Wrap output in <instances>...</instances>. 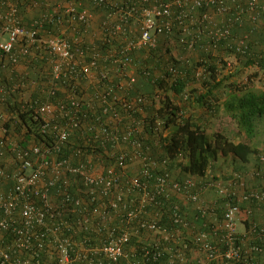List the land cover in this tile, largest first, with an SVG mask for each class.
<instances>
[{
  "label": "trees",
  "instance_id": "obj_1",
  "mask_svg": "<svg viewBox=\"0 0 264 264\" xmlns=\"http://www.w3.org/2000/svg\"><path fill=\"white\" fill-rule=\"evenodd\" d=\"M16 1L22 23L27 27L44 15L60 17V24L54 18L50 22L45 21L44 27L39 30V38L63 36L72 41L74 48H81L85 53L95 48L100 54L99 68H110L112 75L107 81L95 84L77 73L62 74L54 80L58 87L51 101L68 105L73 89L82 99L76 116L73 111L70 117L60 120L67 124L76 117L78 126L60 149H54L56 139L52 132L53 125L47 132L41 131L45 118L36 112V104L46 100L52 90L57 57L42 45L26 46L24 41L12 51L17 62L12 61V54L0 53V87L3 86L6 91L0 100V112L6 117L5 122L0 124L6 129L4 141H12L23 148L40 146L43 151L49 149L51 153L46 159L66 158L73 166L91 162L95 169L104 173L118 172L121 176L118 191L122 194V200L117 202L118 207L112 206L117 199L115 189L108 197L98 195L96 206H91L99 213H111L112 219L107 228L116 231L117 235L122 230L132 232L129 251L144 260L147 248L154 252L156 244L162 249H184L187 245L184 251L191 256L192 250L198 247L195 238L201 231L208 233V245L219 251L224 250L225 245L220 238L222 231L217 229L228 205L239 203L246 213V220L242 222L244 231H238L237 243L242 246L245 256L258 261L264 259V203L219 195L216 204H210L203 214L204 210L199 209L197 203L173 190L156 195L153 201L144 200L143 188H132L131 183L132 178H140L147 183L151 195L155 194L154 187L160 174H167L170 181L180 184L189 178L195 179L198 186L214 183L222 179L214 170L223 159L222 162L227 164L248 165L254 162V169L245 174L246 188H264V185L253 187L255 182H264V164L261 160L264 140L259 145L258 137L255 138L256 131L264 124V88L249 89L248 82L242 84L234 79L240 71L255 67L259 71L254 77L264 81V15L257 24L244 21L242 25L233 26L230 37L217 42L216 46H211L205 36H200L194 49L189 47L188 42L192 37L185 35V29L190 27L197 36L198 23L194 20L192 24L190 17L175 20L172 32L160 35L155 48L145 47L126 54L131 61L121 64L127 73L126 78L121 76L124 89L115 88L113 94L104 100L103 95L108 87L122 81L116 70L112 69L116 67L114 58L125 57L121 51L126 35H110V24L105 25L109 14L114 15L110 23L115 24L120 7L125 11L134 6L139 11L144 6L150 7L155 0H109L102 5L87 0L78 7V13L85 7L93 11L95 18L90 26L78 18L72 21L73 15L66 12V8L78 0ZM259 1L264 5V0ZM247 2L237 0L235 5L244 7ZM203 11L200 8L195 10L194 18L198 20ZM128 29H132L131 36L140 33V26L134 22L128 24ZM242 38L246 39L247 45L244 52L237 47L238 40ZM25 49L27 53L23 52ZM233 58L236 64L232 68ZM80 63L83 65V62ZM131 77L136 78L134 83H130ZM248 81H254L253 77L249 76ZM107 106L110 107L109 112L104 114ZM111 106L117 107V111L114 112ZM222 112L237 123L238 139H232L223 131L209 133L211 121ZM117 116L122 119L121 122L115 120ZM118 124L121 130L131 133V139L137 140L139 147L133 142L112 143L104 140L100 129L106 126L116 128ZM5 147L6 152L10 150L8 144ZM126 149L135 151V155L141 159L132 160L128 156L126 166L121 167L118 164L119 156ZM150 160L158 164L148 165ZM238 175L243 177L239 172ZM70 179L73 184L70 191L78 189V185L83 187L80 176L70 175ZM82 196L88 201L84 194ZM258 207L263 209V213L257 211ZM129 213L135 216L131 218ZM144 222H156L161 230L143 226ZM164 228L169 233L168 240L165 239ZM253 246H258L262 251H251ZM166 254L155 264H162L168 257ZM122 262L126 264V260ZM212 263L236 264L222 257H217Z\"/></svg>",
  "mask_w": 264,
  "mask_h": 264
},
{
  "label": "built area",
  "instance_id": "obj_2",
  "mask_svg": "<svg viewBox=\"0 0 264 264\" xmlns=\"http://www.w3.org/2000/svg\"><path fill=\"white\" fill-rule=\"evenodd\" d=\"M86 1L78 0L68 6L66 12L73 15L72 21L78 18L90 26L95 18L93 11L85 7L78 13V7L83 6ZM91 1L96 5H102L109 0ZM236 1L155 0L150 7L144 6L139 11L134 6L125 11L123 7H120L121 12L117 15V22L110 23L113 14H109V20L105 22L106 26L110 24L108 30L110 35H126L121 51L125 57L114 58L116 67L112 69L116 70L115 73H118L120 77L126 78V68L121 67L122 63L131 61V57L126 54L145 47L155 48L160 35L172 32L175 20L190 17L192 24L194 20L198 23L197 36H194L190 27L185 29V35L192 37L188 42L192 49L195 48L200 36H205L211 46H216L217 42L230 37L233 26L242 25L244 21L257 24L261 20L264 15V5H261L259 0H248L244 7L240 4L235 5ZM198 8L204 11L196 20L194 11ZM53 18V14L44 15L41 20L37 19L30 27H27L22 23L17 1L0 0V53L12 54L14 47L24 41L26 46L42 45L57 57L54 63L52 90L49 91L46 100L36 104V112L45 118L41 126L42 132H47L53 125L52 132L56 139L54 149H60L61 144L78 126L76 117L71 118L72 123L67 124L61 123L60 120L66 116L70 117V112L73 111L76 116L77 107L82 99L77 90L73 89L68 105L61 101L56 103L51 101V96L56 93L58 87L54 84V80L62 74L77 73L95 84V82L110 79L112 71L108 67L99 68L100 54L95 51V48L85 53L86 51L81 48H74L72 41L63 36L39 38V30L44 27L45 21L50 22ZM54 19L57 23H61L59 16ZM130 22L140 26L138 35L131 36L132 29H128ZM237 47L244 52V48H247L246 39H239ZM23 52L28 51L25 49ZM77 56L79 57L76 59ZM10 57L13 62H17L15 55L12 54ZM80 62H83V65H80ZM135 81L136 78L131 77L130 83ZM115 85L108 87L103 95L104 100L113 94L115 88L123 90L125 84L122 80ZM5 93V88L0 87V100ZM109 108V106L104 108V114L109 112ZM111 109L114 112L117 111V107L111 106ZM5 120V114L0 112V124ZM115 120L122 121L119 116ZM116 126V128L106 126L100 129L104 140L112 143L133 142L136 147L140 146L137 140L131 139L130 132L121 130L119 124ZM5 134L6 129L0 126V264H106L105 262L123 264V260H126V264H155L163 258L165 252L168 257L162 264H213L217 257L235 261L236 264H264V259L258 261L245 256L242 246L237 243L240 203L228 205L223 221L217 229L222 231L220 238L225 245L224 250L219 251L208 245V233L201 231L195 238V244L198 247L192 250L191 256L184 251L187 245L184 249H162L156 244L154 252L147 248L146 260L140 258L128 248L132 232L122 230L117 235L116 231L107 228L108 222L112 219L111 213H99L98 209L92 207L96 206L98 195L105 198L115 190L117 199L112 206L118 207L117 202L122 200V194L118 191L121 177L118 172L104 173L102 170L95 169L91 162L73 166L66 158L46 159L51 150L43 151L40 146L23 148L12 141L7 143L3 138ZM7 144L10 150L6 152ZM128 156L132 160L141 159L135 155V151L130 152L126 149V152L119 156V166H126L125 159ZM261 160L264 164V153L261 154ZM12 162L14 164H11ZM147 164L156 166L158 163L150 160ZM70 175L80 176L83 181V187L80 188L78 185V189L74 188L76 192L70 191L73 187ZM131 183L132 188H143L144 200L153 201L156 195L173 190L197 203L199 209L204 210L203 214L208 206L203 203L202 194L209 187H212L220 196L264 203V188L247 189L246 179L238 174L228 181L216 180L214 183L199 186L193 178L180 184L170 181L167 174H160L157 177L153 195L149 194L147 183L142 182L140 178H132ZM123 207L125 208L126 205ZM134 216V213H129V217ZM176 221L179 222V218ZM143 226H148L152 230H161L156 222H144ZM163 232L166 235L165 239L168 240L167 229L164 228ZM251 251H262V249L253 246Z\"/></svg>",
  "mask_w": 264,
  "mask_h": 264
},
{
  "label": "rangeland",
  "instance_id": "obj_3",
  "mask_svg": "<svg viewBox=\"0 0 264 264\" xmlns=\"http://www.w3.org/2000/svg\"><path fill=\"white\" fill-rule=\"evenodd\" d=\"M235 59L233 58L231 60L232 62V68L234 67V65L236 64V61H234ZM259 70L255 67H251V68H246L245 70H242L239 72V74L237 76L234 77L235 80L243 83H247V85L250 86L249 89H253V90H262L264 88V81H262V79L260 77H254V74H257ZM249 76L253 77L252 82H249ZM237 123L234 120H231V118L229 116H227V114L225 112H222L221 115H219L217 118L213 119L211 121V125H210V129H209V133H212L214 131H223L225 132L229 137H231L232 139H238L237 137ZM258 137L259 142L261 145L263 140H264V124L259 128V131H256V136L255 138ZM261 148V147H260ZM223 161V159H222ZM221 161V163H222ZM232 164H222V167H219L220 164L218 163V165L215 167V172L216 174H218V176L220 178H223L222 172L221 170L224 168H227V166H230Z\"/></svg>",
  "mask_w": 264,
  "mask_h": 264
},
{
  "label": "crops",
  "instance_id": "obj_4",
  "mask_svg": "<svg viewBox=\"0 0 264 264\" xmlns=\"http://www.w3.org/2000/svg\"><path fill=\"white\" fill-rule=\"evenodd\" d=\"M221 161L219 162V164H220L219 167H222V164H227V163H224V162L221 163ZM253 167H254V162H251L248 165H244V164H241V163H237V164H232L230 166H227V168H224V169L221 170L222 175H223V178L221 180L222 181H228L235 174H238V172H239V174H242L243 175V178L246 179L245 174H247L248 172H251L254 169ZM232 172H233V174H232ZM226 178H229V179H226ZM200 181L201 180H199V182ZM262 185H264V182L262 184H260L258 182H255L253 184V187H261ZM218 198H219L218 197V193L214 189H211V188H208L202 194V201L207 206H209L210 204L211 205H215ZM255 209H256V206H255ZM257 211L263 213V209L260 208V207L257 208ZM243 220H246V213L241 210V212L239 214V220H238V231H244V225L242 223Z\"/></svg>",
  "mask_w": 264,
  "mask_h": 264
},
{
  "label": "clouds",
  "instance_id": "obj_5",
  "mask_svg": "<svg viewBox=\"0 0 264 264\" xmlns=\"http://www.w3.org/2000/svg\"><path fill=\"white\" fill-rule=\"evenodd\" d=\"M226 179H229V178H226ZM221 180V179H220ZM218 196H219V194H218Z\"/></svg>",
  "mask_w": 264,
  "mask_h": 264
}]
</instances>
